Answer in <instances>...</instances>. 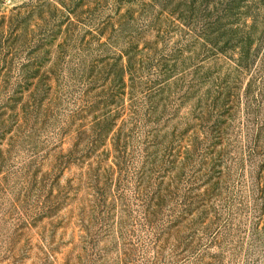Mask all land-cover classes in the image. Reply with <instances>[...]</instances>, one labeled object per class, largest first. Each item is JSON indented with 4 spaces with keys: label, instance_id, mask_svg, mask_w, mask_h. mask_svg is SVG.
<instances>
[{
    "label": "rangeland",
    "instance_id": "obj_1",
    "mask_svg": "<svg viewBox=\"0 0 264 264\" xmlns=\"http://www.w3.org/2000/svg\"><path fill=\"white\" fill-rule=\"evenodd\" d=\"M0 264H264V0H0Z\"/></svg>",
    "mask_w": 264,
    "mask_h": 264
}]
</instances>
